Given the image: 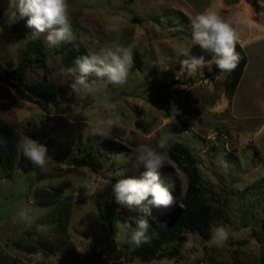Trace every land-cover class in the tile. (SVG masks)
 Segmentation results:
<instances>
[{"label":"rangeland","instance_id":"obj_1","mask_svg":"<svg viewBox=\"0 0 264 264\" xmlns=\"http://www.w3.org/2000/svg\"><path fill=\"white\" fill-rule=\"evenodd\" d=\"M68 4L73 41L53 47L47 42V31L40 35L49 76L67 88L56 96L55 104L45 108L20 97L0 73V118L17 126V155L26 166V170L0 166V264L264 263V0H68ZM0 8L4 14L0 67L11 68L23 54L28 41L25 34L33 29L10 0H0ZM208 10L229 23L247 55L234 92L225 88L229 73L213 74V55L193 73L178 63V55L192 45L186 16L191 22ZM110 23L119 25L121 42L137 51L143 63L129 70L123 86H113L92 72L85 80L94 93L82 90L83 86L75 93L71 85L76 76L67 75V69L74 66H65L64 53L73 42L82 43L89 52L111 43L114 37L106 31ZM41 73V67L31 64L26 79L35 80ZM110 116H119V128H132L139 144L158 142L162 135L168 137L167 145L187 144L196 157L204 192L223 209L230 233L223 247L210 243L211 237L204 243L193 230L186 233L174 258L141 261L131 256L133 246L127 239L135 227L121 218L105 223L95 205L113 175L138 177L144 171L133 167L129 159L133 148L124 145L119 133L111 128L106 137L94 134L97 122ZM27 131L47 148L43 168L34 167L23 155L21 144ZM105 144L123 149L106 154L101 151ZM89 147L103 162L98 170L71 163ZM166 164L176 176L174 189L179 187L175 203L155 206L146 201L143 206L129 207L117 202V210L145 218L179 205L187 175L172 160ZM60 210L64 216L58 220ZM217 226L213 219L212 227ZM59 227L66 228L77 253L27 251L15 244L20 240L39 247L41 239ZM110 238L115 249L96 252ZM173 245L174 241L165 243L162 250Z\"/></svg>","mask_w":264,"mask_h":264},{"label":"trees","instance_id":"obj_2","mask_svg":"<svg viewBox=\"0 0 264 264\" xmlns=\"http://www.w3.org/2000/svg\"><path fill=\"white\" fill-rule=\"evenodd\" d=\"M188 27L191 29V22L186 16ZM137 19V18H135ZM139 19V18H138ZM4 21L3 10L0 8V23ZM133 21V19H132ZM31 32L25 35L29 37ZM188 48L193 56H203L204 59L210 58L211 52L202 51L199 46L191 45ZM184 50L178 55V63L185 59ZM236 52L240 56V60L236 69L229 73V78L226 81L225 88L228 92H234L238 85L240 76L243 72L247 61V55L242 45L236 43ZM90 52L79 42H73L65 51L63 63L65 66H74V61L77 57L87 55ZM46 49L45 41L42 36L35 39L28 38V41L23 49V54L15 65L11 68H1L0 73L3 79L8 82L15 92L27 100H33L40 103L43 107L48 104H55L54 100L60 92L67 91L66 85L54 78L50 77L46 70ZM143 63L142 57L133 50V62L130 70L140 66ZM34 64L36 67L42 68L41 76L35 80H27L28 66ZM213 74H217L219 69L213 68ZM233 94V93H232ZM113 131L119 133L124 138V145L133 149L139 144V137L134 134L130 127L119 128L114 126ZM27 135L33 138V133L27 131ZM133 137L132 140L126 139L128 136ZM19 132L17 126L11 122L0 118V166L4 168H13L15 166L26 170L22 158L17 155L19 147ZM156 141L148 145L155 146ZM22 149V148H21ZM122 146H111L105 144L101 151L106 154H116L122 151ZM169 159L182 168L187 175L186 187L182 193L179 205L172 208L151 214L145 218L128 216L120 213L117 208V201L113 193V185L120 179L131 177L125 173L115 174L111 177L110 183L103 188L102 199L96 200L95 205L100 220L110 224L115 218H121L123 221H128L136 227L138 221L146 220L149 223V233H155L154 238L150 243L140 247H132L130 249L131 256L141 261H150L152 259L166 256L174 258L176 252L179 251L180 244L185 240L186 233L196 230L205 243L211 237L212 221H217L219 226L225 227V218L223 209L220 205H214L208 194L204 192V182L197 160L194 154L190 151L187 144L181 141L167 145ZM72 164L88 165L93 170H98L102 167L103 162L98 152L91 147L87 148L80 157H74L71 160ZM171 175L173 180H176L174 170L171 165L166 164L162 169V177ZM179 191V187L173 189V196ZM59 219L64 216V211L60 210ZM55 218H53L54 220ZM59 231L52 233L50 236H45L40 241V246L34 244H23L20 240H15L17 247L24 248L27 251H33L37 248L49 252L50 254H58L59 251H67L69 253H77V249L72 238L69 236L66 228L59 227ZM174 241L172 249L162 250L165 243ZM115 249V241L110 238L100 244L96 252L108 253ZM59 255V254H58ZM264 264V263H261Z\"/></svg>","mask_w":264,"mask_h":264},{"label":"clouds","instance_id":"obj_3","mask_svg":"<svg viewBox=\"0 0 264 264\" xmlns=\"http://www.w3.org/2000/svg\"><path fill=\"white\" fill-rule=\"evenodd\" d=\"M10 3L21 17L28 18L26 26L33 29L28 38L35 39L47 31L46 39L50 46L55 47L73 41L74 32L68 0H10ZM191 30L192 44L199 46L204 52H211L213 62L221 73H231L236 69L240 60L236 52L237 34L216 11L208 10L196 15L191 19ZM106 31L114 37L111 43L100 45L89 54L77 57L74 67L67 69V75L76 76L71 85L75 93L81 86L87 93H94L95 90L88 86L89 83L85 80V76L92 72L99 77H106V81L113 86H123L127 82L133 62V49L121 42L122 33L117 23L108 24ZM183 55L186 58L180 62L181 67L190 73L206 66L204 57L191 55L190 48H186ZM77 73L79 75H76ZM175 114L174 108L173 119ZM119 123V116L100 120L94 134L106 137L109 130ZM126 139L132 140L133 137L129 135ZM167 144L168 137L162 135L155 146L140 144L131 151L129 159L133 167L143 168L144 171L138 177L120 179L112 186L118 203L129 207L143 206L146 201L155 206H170L175 203L174 180L171 175L162 177V169L169 160ZM21 148L24 157L34 167L43 168L46 165L48 157L46 146L26 136ZM21 216L26 218L25 213H21ZM154 236L155 233H149V223L140 220L127 243L140 247L150 243ZM229 237L230 233L226 227L217 226L212 228L210 243L216 247H223Z\"/></svg>","mask_w":264,"mask_h":264}]
</instances>
